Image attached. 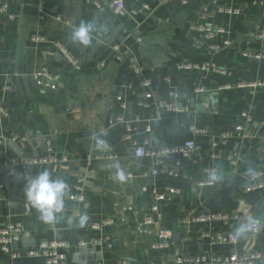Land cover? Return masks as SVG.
<instances>
[{
  "label": "crops",
  "instance_id": "crops-1",
  "mask_svg": "<svg viewBox=\"0 0 264 264\" xmlns=\"http://www.w3.org/2000/svg\"><path fill=\"white\" fill-rule=\"evenodd\" d=\"M97 1L105 7L102 12L92 0H0V8L5 6L0 16V100L8 113L0 118V226L19 222L30 232L26 239L37 244L65 241L68 247L59 249L66 253L62 264H168L186 253L234 251L259 252L264 264V190H248L250 177L245 175L248 168L264 169V87L238 86L264 80V0H125L124 13L109 0ZM93 19L97 31L92 45L72 43V27ZM200 26L224 32L208 39L205 32L193 30ZM115 44L138 59L141 74L127 59H117ZM184 63L205 69L180 68ZM44 67L60 76L55 88L35 77ZM226 85L231 88H221ZM148 90L153 97L145 99ZM162 102L185 110L170 111ZM119 116L134 126L138 143L151 140L150 149L194 140L198 150L189 157H137L132 143L122 138L125 124L117 122ZM93 133L110 147L97 150ZM227 133L233 135L224 139ZM48 147L57 163L17 164L22 178L8 175L13 161L46 154ZM117 164L127 177L131 174L124 182L116 178ZM207 169H216L222 179L201 186ZM45 170L70 189L65 219L56 225L44 223L25 195L26 184ZM80 178L82 201L72 198ZM160 194L164 198L157 199ZM156 204L162 217L156 226L173 232L165 249L155 246L156 235L136 229ZM128 206L133 209L124 211ZM85 212L86 227L68 225L70 217L78 225ZM218 213L226 217L190 221ZM249 217L263 229L241 237L235 246L204 236L235 232ZM107 219L111 223L103 229H92ZM94 237H110L112 246L91 244ZM24 240L12 246L17 257L0 248V264H46L43 256L27 252L32 247ZM81 241L94 247L91 260L75 258Z\"/></svg>",
  "mask_w": 264,
  "mask_h": 264
},
{
  "label": "built area",
  "instance_id": "built-area-1",
  "mask_svg": "<svg viewBox=\"0 0 264 264\" xmlns=\"http://www.w3.org/2000/svg\"><path fill=\"white\" fill-rule=\"evenodd\" d=\"M99 11L104 10V6L101 2H98L97 0H92ZM110 6L115 8L118 12L124 13L125 10V0H109ZM186 1V0H183ZM41 16L43 18V7L40 8ZM5 14V6L0 8V16ZM193 30L196 31H202L205 32V35L208 39L215 37L218 33H223V28H212L211 26H200V27H194ZM226 44H230L229 41H226ZM58 48L65 54L68 60H72L76 67L77 61L73 58L70 51L66 47V45H63L62 43L58 44ZM113 51L116 54V57L118 60H124L127 59L133 71L136 74H141V63L138 61L134 55H132L127 50L124 51L122 46L120 44H115L113 46ZM180 68L182 69H205V67H200L199 65L192 64V63H184L180 65ZM216 69V68H214ZM217 71L223 72L222 70L217 69ZM35 77L40 81V83L44 87H50L55 88L60 80V76L57 74H53L47 67H44L41 71L36 73ZM149 85V82L145 81L143 83V86L147 87ZM239 87L242 88H251V89H258L260 87H264V80L263 81H256L251 83H244L241 82L238 84ZM222 89H229L231 88L230 85H226L224 87H221ZM199 91H202L200 89ZM171 95L173 97H178V93L176 91H172ZM153 97L152 91L148 90L145 93V99H149ZM120 99V97H118ZM146 104V102H143ZM124 107H126L125 103H122ZM162 106L166 107L170 111H184L185 109L181 106L176 105L175 103H168V102H162ZM8 115L6 111V107L3 104V101L0 100V118L6 117ZM244 116L248 117V114L246 112L243 113ZM250 117H248L249 119ZM117 122H121L125 124L124 127V134H123V140L132 143L134 146V151L137 157H156L161 158L168 155H182V156H192L194 153L197 152L198 146L194 140H188L183 144L176 145L173 147H163L160 149H150L148 146H150L151 140L149 138H145L143 143L140 144L136 141L134 138V126L124 121L123 116H119L117 119ZM196 133L200 132L199 129H196L195 127H192ZM242 126L237 127V131H241ZM147 132H151V128H147ZM233 133H227L224 135V139L231 138ZM216 145V144H214ZM214 158H219L220 156L217 154L212 155ZM66 159V158H64ZM231 159V157H230ZM59 159L53 155H51V148L48 147L46 154H37L26 158H21L19 160H15L12 162V164L9 165L8 169V175H15L16 170L14 168L17 164H52L57 163ZM209 170H206V176L204 179H202L199 184L201 186L203 185H212L213 182L209 181ZM255 176L250 177V183L248 190H257V191H263L264 190V169H255ZM128 177H131V174L128 175ZM83 179H77L75 189L76 193L72 195V198L76 200H83V196L81 194L83 189ZM175 193L174 190L170 191V194ZM164 198V195L160 194L157 196V199ZM133 207L128 206L124 207L123 210H132ZM152 214L146 215L143 222L139 223L136 226L137 231L139 232H150L154 235H156L157 240L155 242V246L160 249L168 248L170 243L172 242L173 232L169 229H161L156 224H158L161 220V214L158 210V205H153L152 207ZM226 217L222 214H204V215H197L196 217L190 219L191 222L194 223H208L209 221L215 220V219H221ZM258 222V221H257ZM111 223V219H107L106 221L102 223H93L92 229L94 231H99L103 229V227L107 224ZM259 227L252 232L253 234H259L262 229L263 225L261 222H258ZM150 227L155 228V230H152ZM204 236L208 237L213 243H220V244H229V245H237L241 237L236 235L234 231H228V230H218L213 232H206ZM30 237V232L23 227V225L19 222H8L2 226H0V248L5 253H8L12 255L13 257L19 256L18 253H14L13 251V244L23 241L26 238ZM91 244L101 245L106 244L107 246L111 247V238L106 237L104 240L99 239L98 237H94L89 241ZM87 242L81 241L80 247L85 246ZM67 248L68 245L63 240H41L34 248H30L27 250V252L31 255H40L45 258L46 264H62L66 260V253L60 252V248ZM262 259V256L259 252H252V251H246V252H238L234 251L233 253H229L227 255H210L206 253H186L182 254L178 257H176L172 262L168 264H260V261Z\"/></svg>",
  "mask_w": 264,
  "mask_h": 264
},
{
  "label": "clouds",
  "instance_id": "clouds-1",
  "mask_svg": "<svg viewBox=\"0 0 264 264\" xmlns=\"http://www.w3.org/2000/svg\"><path fill=\"white\" fill-rule=\"evenodd\" d=\"M96 20L81 21L78 26H73L69 35V40L74 44H79L84 47L92 45L93 33L97 31ZM92 139L95 141L97 150H107L110 145L107 140L101 138V134L93 133ZM116 167V178L124 182L127 176L119 164ZM255 170L248 168L245 175L249 177L255 176ZM23 174H16L17 179H21ZM209 181L219 182L222 176L217 174L216 169L209 170ZM70 189L69 185L61 178L52 179L51 173L48 170L40 172L36 177L31 179L25 186V195L27 201L40 214V219L51 225H56L65 219L66 197ZM88 215L85 212L79 216L78 225L75 224V218L70 217L67 223L70 227L84 228L88 222ZM259 227L257 220L249 217L246 222L240 223L235 230V234L247 238L248 235L254 232Z\"/></svg>",
  "mask_w": 264,
  "mask_h": 264
},
{
  "label": "water",
  "instance_id": "water-1",
  "mask_svg": "<svg viewBox=\"0 0 264 264\" xmlns=\"http://www.w3.org/2000/svg\"><path fill=\"white\" fill-rule=\"evenodd\" d=\"M216 96V95H214ZM24 243L28 244V247H36L37 243L35 239H25ZM94 249V247L91 244H87L85 246H82L79 251L76 253L75 258L79 259V258H88V260H91V255L89 254L92 250Z\"/></svg>",
  "mask_w": 264,
  "mask_h": 264
}]
</instances>
